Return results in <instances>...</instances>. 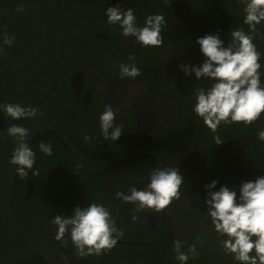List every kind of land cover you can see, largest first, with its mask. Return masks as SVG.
<instances>
[{"label": "trees", "instance_id": "trees-1", "mask_svg": "<svg viewBox=\"0 0 264 264\" xmlns=\"http://www.w3.org/2000/svg\"><path fill=\"white\" fill-rule=\"evenodd\" d=\"M12 1L13 0H6L5 5L7 6L12 4ZM118 1L122 2L123 0H72L71 2L68 0H58L60 16L64 21L69 20L74 25H78V20L74 17L86 15L85 13L87 10H93L92 4H95L97 8L106 9L111 6V3ZM66 2L69 3L67 9H65L64 5ZM21 3L22 0H14V7L11 9L8 8V14H0V30L2 33H9V36H11V39L13 40L11 47L0 45V47H2V51H0V70L12 57L21 52L31 41L30 28L27 24H23V21L26 22V19L21 9ZM130 3L133 5L129 7L133 8L135 12L146 11L145 8L134 9L139 6H146L151 8V10L149 9L150 12L153 11L151 14H163L165 18L167 16V12L174 14L176 11H179L180 13H183L186 11L184 9H187L188 6L192 7L190 10H187L189 13H191V11L195 13L197 19L195 20L194 25L191 24L192 27L190 28L191 30H189L190 36H186L184 38L187 43L176 48V51H180L179 49H182L181 52L186 51L188 53L200 54L199 46L195 43L199 37L206 34H215L219 30L221 32V38L225 41V44H227L230 39V29L243 28L245 31H248V27L243 23L242 6L237 3V0H132ZM37 4L44 15L47 18H50L54 1L38 0ZM5 5L2 3L0 9L5 7ZM138 18L139 15H137V20ZM168 23L169 22H166V24ZM56 30H59L57 32L66 31V25H63L61 22H56L50 27V37L43 54L30 66L18 73L9 84L8 91L13 96L32 106L42 105L50 98L51 94L57 88L56 84L58 79L50 83L52 88L47 96L36 100L33 99L30 90L31 78L34 73L39 74L40 71L43 70V67L48 68L49 66L57 64L58 59L56 60L57 57L54 54L56 38H54L53 35L56 33ZM81 30L85 31L83 29ZM174 37L175 39H178L177 34H174ZM175 39L173 41H175ZM0 40H2V36H0ZM253 43L256 45L258 51L264 54V29L261 25L257 26ZM260 62L264 64V56H262ZM196 66H199V63ZM49 69L50 68H48V70ZM45 74L46 70L43 72V75ZM69 76L71 79V74ZM70 79L67 81L65 89L60 97L45 112L37 115L35 114V116L30 119L20 121L6 119L4 114L0 113V132H5L7 127L12 124H19L28 128L29 133H31L45 121L47 123H55L56 126L61 127L71 141L85 155L92 159H113L122 154L139 149H150L152 151H156L165 158L164 151L151 149L147 147V145L145 147H140V145L138 146L137 144L128 145V140L123 137H120V139L116 142L103 140L99 130V114L103 111H97L96 108V110H93L92 112H86L81 104L72 100L68 96V91L70 90L71 85ZM187 80L193 81V77L191 76L187 79L183 78L182 82L186 84ZM48 81L50 80L48 79ZM207 83H209V81L196 83V86L187 90L188 95L192 97V93L196 87ZM1 103H8V101H2ZM95 103L96 107H103L106 105L104 98L97 99ZM192 103V98L187 99V105H192ZM182 116H184L185 124H189L186 123V111L182 112ZM196 122L199 123L200 120L197 118ZM143 124L144 123H140V121L135 119L134 124L130 126L131 131L137 133L140 129L143 130ZM255 124L256 125H251V127L255 128L250 133L248 131V127H243L242 124H224L217 129L216 133H212L213 135H218L223 143H225L228 139V132L237 133L242 131L243 135L251 138V142L253 141V147L247 149L246 153L248 156L243 153V161L240 167V172L238 173V175L241 176V179L245 181L249 172V169L246 168L249 166L256 168L254 172H257L255 173L264 172V143H260L257 140L254 144V140L251 136L252 133L257 134L258 131L264 130V124L261 122H256ZM200 125L203 128L202 131L208 130L202 122ZM91 134H93V137L96 136L95 140L92 139V143L89 142V144H87L88 142H84L83 137L85 135L91 136ZM78 138L81 140L79 141ZM149 139L150 138L145 137L144 144L148 142ZM207 139L211 140L212 138L208 137ZM40 141H44L46 143L50 141L52 143V156L48 157L39 153L37 145ZM122 141H124V144ZM212 143L213 145L211 146L215 147L216 150L224 147V144L219 146L216 145L213 139ZM85 144L87 145L85 146ZM15 146L16 140L7 137L5 132L4 140L0 141V148L11 156ZM254 146L257 151L252 153L250 152L249 154L248 151H253ZM31 147L37 152L36 164L34 168L39 171V175L34 176L32 174V170H29L26 177H20L18 175L14 200L15 210L17 215L25 224L44 237L50 238L54 241L61 251L69 257L70 264H125L128 261L127 255L125 254L127 249L135 251L132 257L133 259L138 258L140 255L142 260L147 259L146 257H143V254L141 253L142 249L146 251V255H149L153 251L155 254L158 253V248L155 245L142 243L124 244L118 240L117 245L110 251L103 252L100 255L80 258L77 256L76 249L73 247L67 236L63 241L55 239L56 229L51 223L52 218L55 216L70 214L73 208L77 206L83 207L87 203L92 202L104 204L105 207L109 209L111 217L114 221L116 211L118 210L119 203L121 201L116 198V192L122 191L126 193L137 180L150 174L152 169L157 166V161L154 157L143 154L134 155L116 164L100 167L93 166L77 157L62 140H60L54 133L49 132L39 135ZM214 151L215 149H211L207 145V152ZM210 154L211 153H207V156L209 157ZM253 156L257 157L252 159ZM169 162H166L165 168H169ZM146 182L142 183L138 187H143ZM235 184L239 186L241 183L235 182ZM180 193L186 194L182 190ZM187 194L192 197L190 190H188ZM130 205L131 204L127 203V205L124 206L120 216L119 230L123 233L122 237L125 239H154L152 234L143 228L141 229L144 232L138 236L136 235L134 229H129L133 234L130 237L125 235V230L128 225L126 213ZM169 210L163 211L165 217L162 214L159 215V219H163L164 221L162 223V229H159L161 238H158V240H180L183 244L182 250L187 252L188 250L186 249L188 246L184 244L183 240L174 237L168 230V228H170V223H165V220H169L167 213ZM193 229L199 234V236L201 235L198 226L197 229L194 227ZM206 230H208V234H210V236L216 237L211 225L207 226ZM188 234L189 235H187V237L189 240L187 242L193 244L194 234L191 232ZM195 244L202 245L204 248L200 251L199 247L196 245L200 254V261H193V263L188 262V264H218L216 258L209 253L210 243L208 237L204 239L200 236L199 241L195 242ZM171 248L173 249V246ZM0 264H46L41 256L20 243L8 232L2 222L1 216ZM159 264H165L164 259L159 261ZM173 264H180V262L175 260ZM230 264H233V262Z\"/></svg>", "mask_w": 264, "mask_h": 264}, {"label": "flooded vegetation", "instance_id": "flooded-vegetation-1", "mask_svg": "<svg viewBox=\"0 0 264 264\" xmlns=\"http://www.w3.org/2000/svg\"><path fill=\"white\" fill-rule=\"evenodd\" d=\"M5 1L6 0H0V6L2 3L5 5ZM53 1V10L50 18H47L41 9H39L47 19H51L57 13L56 11H58V21L54 23L61 22L63 25H66V31L57 32L59 30H56V33L53 34L54 38H56L54 51L56 57L58 41L64 35L74 30L81 35L91 36L96 40L107 43L117 49L127 59H123L113 50L99 43L91 42L80 37L66 39L63 45V56L68 68L67 81L70 79L69 75L71 74V85L69 84L70 90L68 91V96L72 100L77 101L78 104H81L86 112H92L96 110V108L97 111H103L104 106L96 107L95 101L104 98L105 104H111L113 109L117 111L116 123L123 125L124 132L121 137L128 140V145L137 144L138 146L140 145V147H145L147 145V147L151 149L164 151L165 158L156 151L139 149L151 151L161 156L164 161L163 168L166 167V162L170 161L168 167L179 168L180 174L183 177L184 185L181 187V190L186 194L180 193L179 199H174L169 207L163 210L166 211L170 209L167 211L169 220H165V223H170V228H168L169 232H171L174 237L183 240L184 244L188 246L186 250L193 245H197L200 251H202L204 249L203 246L195 244V242L199 241L200 236L204 239L208 237L210 243L209 253L216 258L218 264H230L233 262L232 257L226 255L220 247L217 236H210L208 230H206L207 226L211 225V222L205 219V214L207 212V208L204 207L203 204V200L207 196L205 185L211 184L215 179L219 181L218 187L226 185L229 188L235 187L238 189L239 186L236 185L235 182L241 183L245 181L238 175L243 161V153L248 156L246 152L247 149L253 147V141L251 142V138L243 135L242 131L237 133L228 132V139L225 141L224 147L216 150L215 147L211 146L213 145L212 139L214 135L208 128L209 131H202L203 128L200 125L202 120H200L199 123L196 122L197 117L192 113V105H187V99L192 98L188 95L187 90L196 86L197 82L193 75V81L187 80V83L184 84L182 79L185 78V76L182 71H179L178 66L180 64L197 65L198 63L200 65L203 62V57L201 54L197 53L181 52L182 49L176 51V48L187 43L184 38L190 36L189 30H191L190 28L195 24V20L197 19L195 13L192 11L189 13L187 10H190L192 7L188 6L187 9H184L186 11L183 13L179 11H176L174 14L167 12L165 20L169 23L163 27L161 33L164 37L163 45L159 48H141L133 38L123 37L118 28H114L106 22L104 13L106 9L97 8L95 4H92L93 10H87L86 13L84 12L86 15L74 17L78 20V25H74L69 20H63L60 16L58 0ZM68 1L71 2L72 0ZM131 1L132 0H123L122 2L118 1L111 3L110 5L115 6L117 3L121 7L126 8L133 5L130 3ZM12 2V4L5 5V7L0 9V14L7 15L8 8L11 9L14 7V0ZM64 5L65 9H67L69 3L66 2ZM139 8H145L146 10L139 12L134 11L136 17L139 15L137 20L138 24L143 25L144 18L153 11L150 12L151 8L146 6H139L134 9ZM26 22L23 21V24L26 25ZM0 33H2L1 30ZM7 34L9 36V33ZM174 34H177L178 39H175ZM9 38L11 39V36H9ZM174 39L175 41H173ZM57 59L58 57L56 60ZM58 61V65L49 66V70L43 67V70H41L39 74L34 73L30 85L34 100L42 99L47 96L52 88L50 83L56 79H58L56 84L58 88L62 77L61 63L59 59ZM132 62L139 68L140 75L135 79H122L119 73L120 65ZM45 70L46 74L43 75ZM48 79L50 81H48ZM209 84L210 82L200 85L199 87L208 86ZM185 111L187 113L186 123H189L187 125L184 122V116H182V112ZM135 119L140 121V123H144V129H140L137 133L132 132L130 128V126L134 124ZM255 123L256 122H254L253 125H256ZM44 126H53L66 135L63 129L56 126L55 123H47L44 121L42 125H39V127ZM37 128H35L30 135ZM254 128L255 127L249 126V133ZM48 132L54 133L62 140L55 132L46 131L41 134ZM91 136L93 137V134H91ZM251 136L255 144L257 142V134L252 133ZM95 137H93V140H95ZM145 137L150 139L144 144ZM208 137L212 139L208 140ZM53 138L56 139L55 137ZM78 139L79 141L81 140L80 138ZM89 142L92 143L91 140ZM89 142L87 144H89ZM122 143L124 144V141H122ZM87 144H85V146ZM207 145L211 149H215V151L207 152ZM255 151H257V149L254 146L253 151L249 150L248 153L250 154V152L252 153ZM207 153H211L209 157ZM256 157L257 156H253L252 159ZM156 161V168H158L159 162L157 159ZM246 169H249L246 181L254 180L261 175V173H255L257 171L254 172L256 168L253 166H249ZM239 179L242 181H237ZM188 190L191 191L192 197L187 194ZM121 202L122 201H120L119 205ZM125 205H127V203H125ZM163 211L156 213L152 210L144 209L137 212L135 210V205L131 204L129 206L126 213L128 225L125 230V235L130 237L133 234L129 229H134L138 236L144 232L141 229L143 228L148 230L154 239L136 238L126 240H148L150 243L142 244L157 246L158 253L155 254L153 251L149 255H146V251L142 249L141 253L143 257L147 259L142 260L141 255L133 259L132 257L135 251L127 249L125 254L127 255L128 261L125 264H159V261L163 259L165 264H173L175 262V253L171 248L174 244V240H158V238H161L159 229H162V223L164 221L163 219H159V215L162 214L165 217ZM133 216L138 217V219L133 221ZM197 226L200 230V236L193 229V227L197 229ZM189 232L194 234L193 244L187 242L189 240L187 237ZM193 261H200L198 250L197 255L191 257L188 262L193 263Z\"/></svg>", "mask_w": 264, "mask_h": 264}, {"label": "clouds", "instance_id": "clouds-1", "mask_svg": "<svg viewBox=\"0 0 264 264\" xmlns=\"http://www.w3.org/2000/svg\"><path fill=\"white\" fill-rule=\"evenodd\" d=\"M237 3L242 6L243 23L248 31L230 29L227 44L219 30L199 37L195 43L199 46L203 62L199 66H178L185 79L194 75L197 83L210 82L208 86L194 89L191 110L212 133H216L222 124L249 127L264 113V64L260 62L264 54L253 43L257 26L264 22V0H237ZM105 16L108 24L118 28L123 37L133 38L141 48H159L164 43L161 33L166 20L163 14H149L140 25L133 8L117 4L107 7ZM0 36V45L11 47L13 40L8 34L0 33ZM119 73L122 79H135L140 70L132 62L121 64ZM0 113L13 121L35 116L34 111L11 102L0 103ZM117 115L111 104L105 105L99 114L103 140L116 142L122 136L123 125L116 123ZM5 132L7 137L16 140L9 159L16 174L26 177L32 170L34 176L39 175L34 168L37 152L27 144L29 129L12 124ZM5 132H0V141L4 140ZM92 139L89 135L83 137L86 143ZM213 140L218 146L224 144L218 135H214ZM257 140L264 143V130L258 131ZM37 148L44 156L53 155L50 141H40ZM218 184L219 181L214 179L205 185L207 196L203 204L207 208L205 219L210 220L220 247L232 257L233 264H264V175L241 182L238 189L226 185L218 187ZM183 185L179 168H154L143 187H132L130 194L117 191L116 198L135 205L137 212L148 209L160 213L174 199H179ZM137 219L132 217L133 221ZM51 223L56 229L55 239L63 241L67 236L80 258L112 250L123 235L115 226L109 209L102 203L77 206L70 214L55 216ZM182 249V242L174 241L175 259L180 264H188L189 259L197 255V248L193 245L187 252Z\"/></svg>", "mask_w": 264, "mask_h": 264}, {"label": "water", "instance_id": "water-1", "mask_svg": "<svg viewBox=\"0 0 264 264\" xmlns=\"http://www.w3.org/2000/svg\"><path fill=\"white\" fill-rule=\"evenodd\" d=\"M57 6V4H56ZM21 8L23 15L27 20V24L31 31V41L30 43L16 56L12 57L5 66L0 70V103L2 101H8L11 103L19 104L22 107L28 108L39 114L48 110L58 99V97L64 91L67 82L68 68L66 60L63 56V45L64 41L68 38L80 37L85 40L99 43L111 50H113L117 55L127 60L117 49L108 45L105 42L96 40L95 38L87 35H81L76 31L72 30L70 33L64 35L57 43V57L61 63L62 77L60 79L58 88L54 94L40 106H32L19 100L17 97L13 96L9 91L10 82L16 77L18 73L30 66L35 60H37L45 51L49 30L55 21H58L57 13L51 18L47 19L40 11L37 0H22ZM261 27L264 29V22H262ZM259 122L264 123V114L262 113ZM55 132L57 135L67 144L69 149L84 162L93 166H107L121 162L128 157L134 155L147 154L155 157L158 162V168L164 167V161L157 153L146 151V150H136L129 153L122 154L113 159L106 160H96L85 155L65 134L53 126H44L37 128L28 138L27 144L29 147L33 144L36 137L42 132ZM9 156L5 151L0 149V216L2 222L8 232L17 239L20 243L25 245L27 248L31 249L39 256H41L46 264H70L69 257L61 251L57 244L50 238L44 237L43 235L36 232L33 228L25 224L21 218L17 215L14 200L17 188L18 175L15 171V166L10 165ZM151 174V173H150ZM137 180L132 187H138L142 183L147 181L148 176ZM264 174L261 173V175ZM237 181H242L241 179ZM130 188V189H131ZM130 189L127 191L130 194ZM125 202H121L115 216V226L118 229L119 217L124 208ZM119 231V230H118ZM119 241L125 244H140V243H150L148 240H126L119 237Z\"/></svg>", "mask_w": 264, "mask_h": 264}]
</instances>
